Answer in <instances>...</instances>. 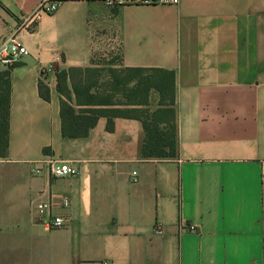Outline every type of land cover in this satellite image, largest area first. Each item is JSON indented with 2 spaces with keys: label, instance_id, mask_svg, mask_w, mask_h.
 <instances>
[{
  "label": "crops",
  "instance_id": "crops-1",
  "mask_svg": "<svg viewBox=\"0 0 264 264\" xmlns=\"http://www.w3.org/2000/svg\"><path fill=\"white\" fill-rule=\"evenodd\" d=\"M106 1L64 0L27 29L21 18L39 0H0V39L14 34L28 50L11 69L0 264H264V0ZM106 66L174 71L175 158H143L136 119L62 135L57 74ZM45 156L79 174L33 176L30 162ZM50 217L66 224L48 229Z\"/></svg>",
  "mask_w": 264,
  "mask_h": 264
},
{
  "label": "trees",
  "instance_id": "trees-1",
  "mask_svg": "<svg viewBox=\"0 0 264 264\" xmlns=\"http://www.w3.org/2000/svg\"><path fill=\"white\" fill-rule=\"evenodd\" d=\"M15 64L0 72V159L6 158L9 149L10 78ZM104 72L101 67H88L72 68L57 74L62 135L68 138L85 137L101 117L108 119L109 130H112L114 118L136 119L142 123L145 132L143 158H175L174 71L109 68L106 74ZM38 92L42 99L50 100V89L44 81L39 82ZM153 93L158 95V101L157 108L151 110Z\"/></svg>",
  "mask_w": 264,
  "mask_h": 264
},
{
  "label": "built area",
  "instance_id": "built-area-1",
  "mask_svg": "<svg viewBox=\"0 0 264 264\" xmlns=\"http://www.w3.org/2000/svg\"><path fill=\"white\" fill-rule=\"evenodd\" d=\"M64 0H39L36 10L28 16L21 18L20 28L31 29L34 23L42 14H53L55 13ZM123 0H107L106 3L110 7H117L123 4ZM143 4H173L179 3V0H142ZM28 55V50L24 47L16 38L14 34L4 36L0 39V62L4 66H11L14 62L20 60L24 56ZM53 71V67H46L42 70V74L46 75ZM31 173L33 176H39L43 173V169L46 168L49 173L54 177H65V176H77L79 169L69 162L61 161L50 156H45L40 160L30 162ZM133 182H137V172L132 173ZM64 207L69 205L68 200L62 202ZM35 209L43 214L50 212L52 204L49 202H39L35 204ZM66 224L65 219L62 217H50L46 222L45 226L48 229H59ZM182 231L196 232L197 228L195 225H183L181 226ZM155 234H163V229L160 224H156L153 229ZM109 264V263H105Z\"/></svg>",
  "mask_w": 264,
  "mask_h": 264
},
{
  "label": "rangeland",
  "instance_id": "rangeland-1",
  "mask_svg": "<svg viewBox=\"0 0 264 264\" xmlns=\"http://www.w3.org/2000/svg\"><path fill=\"white\" fill-rule=\"evenodd\" d=\"M101 68L105 69V72L104 73L106 74L107 73L106 70L109 69V68H111V67H107L106 66V67H101ZM117 99H120V98H117Z\"/></svg>",
  "mask_w": 264,
  "mask_h": 264
}]
</instances>
